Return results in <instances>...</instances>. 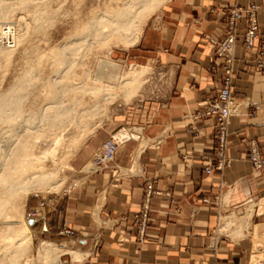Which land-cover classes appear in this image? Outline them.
Returning <instances> with one entry per match:
<instances>
[{"label":"crops","instance_id":"1","mask_svg":"<svg viewBox=\"0 0 264 264\" xmlns=\"http://www.w3.org/2000/svg\"><path fill=\"white\" fill-rule=\"evenodd\" d=\"M251 4L259 6V41L252 52L241 43L236 51L232 94L239 109L229 127L230 166L208 174L215 121L193 125L188 116L216 97L224 80L223 61L209 41L223 36L224 13ZM141 42L139 56L161 67V93L126 106L73 157L57 208L39 209L49 224L45 234L39 223V236L87 254L69 264H264V172L257 176L248 158L250 141L264 153V71L252 64L264 44V0H170L149 20ZM124 129L138 138L121 144L111 170H85ZM249 204V233L234 239L232 228L223 232V217L244 209L245 218ZM144 206L143 234L137 215Z\"/></svg>","mask_w":264,"mask_h":264},{"label":"rangeland","instance_id":"2","mask_svg":"<svg viewBox=\"0 0 264 264\" xmlns=\"http://www.w3.org/2000/svg\"><path fill=\"white\" fill-rule=\"evenodd\" d=\"M0 2L2 5L5 2L4 7L7 5L8 10L6 12V7L4 8L0 5V8L3 7L0 9L2 10L1 12L8 13L7 15L11 16H8L9 21L8 19L5 20L6 22L8 21L7 24L22 25L24 28L35 27L34 23L37 22L39 23L37 27L41 25V29L38 30L39 32L31 30L29 32L30 34H27L26 41L17 45L18 47L16 46L15 49L13 48L15 50L13 53L0 56V103H3L6 96L15 88L21 91L23 96L21 105H18L20 106L18 111H15L16 113L11 112L9 114L10 112H5V114L2 112L0 114V173H9L12 171V167L6 165L5 160L14 158L21 165L15 171L18 174V180L23 176L29 177L33 173L42 170L54 171L60 168L59 177L62 179L66 178L65 183L58 192L40 190L31 193L27 199L23 197L16 198L12 205L9 204L1 209L0 264H10L14 259L18 261V264H42L39 260V254L43 242L49 241V243H53L65 250L80 251L82 253L83 251L78 248L72 249L64 241L59 242L55 238L50 239L39 236V223L27 221V214L28 212L41 209L40 203L42 201L47 203V206L43 208L45 213L52 212L57 208L59 195H61L66 186L67 174L69 173L64 166L70 164L73 157L93 136L91 135L92 132H97L107 122L115 119L126 106L137 103L140 100L156 97L161 93L165 80L161 74V67L155 64V61H146L138 53L149 20L157 15L159 10L168 2L147 15L148 17L143 22V33L136 44L127 45L122 40H111L107 42L106 46L102 47L103 44L99 43L92 46L89 50L86 49V46H82L77 51L79 56L75 54L73 58L77 62L82 61L84 65L81 67L76 65L70 70L59 65V57H57L58 50L62 45L68 43L67 41L69 43L71 41L70 44L79 43L80 38L78 36H80L82 27L85 24L87 25L89 18L96 15L97 12H104L110 8H115L118 4L122 5L125 0H35V2L30 3L31 5L28 4L26 6L22 5L20 0H0ZM11 8H14V13L11 12ZM42 13L54 16L51 20L36 21V16ZM0 37H3V39L0 38L1 47L7 48L9 42L13 45L11 43L12 40H7L1 35ZM87 39L89 40V38ZM89 41L91 42V39ZM86 70L87 72H84ZM28 71H30L29 76L35 77V81L32 84L22 85L21 79L28 76L25 75ZM56 72L62 75L63 78ZM56 75L60 77L57 78ZM68 75H70V78ZM65 78L68 80L66 81ZM124 78V81L133 80V83L119 86L120 81ZM56 79L63 82L65 80L66 82L64 83L68 82L77 88V91L74 90L76 93L73 91L67 94L66 102L68 104L65 103V107L67 108H70L72 103L73 106L76 105L74 108L76 115H71L65 119L64 121L66 123L62 122L59 124L57 122L52 127H48V130L46 128L47 126L41 127L42 124H39V120L35 118H38L43 107L48 106V102L51 101V96L54 95L55 90L50 84ZM97 86L100 89L102 87L105 88L106 92L112 94L114 97L108 101L101 100L98 102V99L95 97L97 95L93 96L94 94L90 90L86 91L87 93L83 97L80 96L81 91L78 89L79 87L93 89L98 88ZM95 93L97 94V91ZM90 109H95L96 111ZM93 112L94 114H92ZM30 118L31 120H29ZM32 120L34 122H31ZM42 128L43 130H41ZM114 137L115 139L119 137L123 142L131 138H138L137 135L132 134L126 129L118 131ZM57 139L60 140V144L55 156L47 160L37 161L40 158H44L45 154L53 149ZM23 148L27 150V154L24 153L23 155ZM12 153H16L17 155ZM251 205L249 204L245 209L247 210ZM241 210L243 211L244 209H239L238 213L231 215L234 218V223L237 220L240 222L241 217L246 214V212L241 213ZM239 222L236 223L230 232L236 230ZM25 223L30 229L32 243H27L26 249L20 251V249H17L19 245H10L4 239V236L7 235V229L9 227H15ZM223 224L225 223L222 220L221 230L227 232L226 230L229 227L228 229H223ZM83 254L85 255L86 253ZM85 257L86 255L81 259H73L72 255L64 254L59 260L64 264H69L68 261L70 259L82 262Z\"/></svg>","mask_w":264,"mask_h":264},{"label":"bare ground","instance_id":"3","mask_svg":"<svg viewBox=\"0 0 264 264\" xmlns=\"http://www.w3.org/2000/svg\"><path fill=\"white\" fill-rule=\"evenodd\" d=\"M20 1L22 2V3L21 2L20 3L24 6L35 2V0H23V1L20 0ZM168 1L169 0H125V2L122 3V5L118 4L115 8H110L104 12H99V13L97 12V14L95 13L96 15H93L91 18H89V21H88L89 23H87V25L85 24L82 27V30L80 32V36H78L80 38V42L77 44L72 43L73 44L72 45V44H70L71 41H70V43H69V41H67L69 44L63 43L64 45H62V47L58 50V52H57L58 56L57 57H59V65L62 67L64 66L66 69H69V70L72 69L73 67H75L76 65H78L80 67L83 66L84 63L82 61L77 62L73 58V56L75 54L76 55L79 54V53L77 54V51L82 46H86V49L89 50V49H91L92 46L99 44V43L103 44L102 47L106 46L107 42H109L111 40H122V41H125V43L127 45L128 44L129 45L136 44L139 41V39L143 33L142 27H143L144 19H146V17H148L147 16L148 14H150L155 9L160 8L161 6H163ZM4 4H5V2H4ZM4 4L3 5L0 4V5H2L4 7ZM9 4H10V2H9ZM3 7H1V8H3ZM9 7H10V5H9ZM8 9H10V8H8ZM13 10H14V8H11V12H13ZM1 11L2 10H0V35L4 36L5 39H7V40H9V39H10V41L12 40L11 43L13 44V45H11L9 42L10 46H8L7 48L1 47L2 45L0 46V56H5V55H10L11 53H13L15 51L14 49L16 48L17 45H20L21 43L26 41L27 34L31 30L36 31V32L38 30H40L41 25L40 26L38 25L40 28L37 27V24H39L37 22V23H34L35 27L24 28L22 25L16 26L13 24H7V22L9 21L8 16L9 17H11V16L7 15L8 13L6 14V13L1 12ZM5 11L6 12L8 11L7 7H6ZM11 15H12V13H11ZM53 16L42 13L41 15H37L35 20L36 21L37 20L38 21L51 20L53 18ZM7 19H8V21L6 22L5 20H7ZM12 26H14V27H12ZM78 37H77V39H79ZM0 38L3 39V37H0ZM87 38H89V40L91 39V42ZM80 57H78V58H80ZM53 58H54V56H53ZM40 62H41V60H40ZM76 69H77V67H76ZM73 70H75V69H73ZM84 72H87V70ZM29 73H30V71H28L25 74L28 76H25L21 79L22 85H27L29 83L32 84L33 81H35V79H34L35 77L29 76ZM56 73H58V72H56ZM58 75H60V74L58 73ZM60 76H62V75H60ZM60 76L56 75L57 78ZM68 76L70 78V75H68ZM62 78H63V76H62ZM66 78H68V77H66ZM67 80L68 79H66V81ZM124 80H125V78L122 81H120L119 86H125L126 84L130 85L133 83L132 82L133 80L132 81H124ZM66 81L64 80V82H66ZM64 82L58 81V79L51 82L50 85L55 90V91L53 90L54 95L51 96V99H50L51 101L48 102V106L46 105V107H43L38 118H35V119L39 120V122L37 121L39 124H42L41 127L47 126L46 128L48 129V127L49 128L52 127L57 122H59V124L62 122L66 123L64 121L65 119H67L71 115H73V116L76 115L75 114L76 110L74 109L76 107V105L73 106V103H72V106L70 108H67V107H65V103L68 104V102H66L67 101V99H66L67 94H70L74 90L77 91V88L74 87L72 84H69L68 82L67 83H64ZM22 85H21V87H22ZM78 89L81 91V95H80L81 97H83L84 94L87 93L86 91L90 90L92 92V94H94L93 96L97 95L95 97L98 99V102H100L101 100L108 101L114 97L112 94L106 92V89L103 87H102V89H100V87L93 88V89H88L85 87H79ZM90 91H89V93H91ZM96 91H97V94L95 93ZM22 98H23L22 92L19 91L17 88L13 89L6 96V98L4 99V102L0 103V114L2 112L3 113L10 112L9 114H11V112H15V111L17 112L18 108L20 107L18 105L19 104L21 105ZM72 102H74V101H72ZM74 104H76V103H74ZM90 110H95V109H90ZM94 112L92 114H94ZM8 116H10V115H8ZM5 117H7V115H5ZM29 120H31V118ZM31 122H34V120H32ZM30 125H32V124L30 123ZM34 125L36 126V124H34ZM28 127H30V126H28ZM41 130H43V128ZM41 130H39V131H41ZM95 133H96V131L92 132L91 135H94ZM116 140L119 141L121 144L123 143V141H121L119 139V137L116 138ZM55 142L56 143L54 144L53 149L49 153L45 154L44 158H40L37 161L47 160V159L53 158L55 156L56 150L60 144V140L57 139ZM14 146H16V145H14ZM16 147H18V146H16ZM26 148H27V146H26ZM14 150H15V147H14ZM24 153H26V154L28 153L26 149L23 150V155H24ZM12 154H16V153H12ZM12 154H11V156H12ZM5 162H6V165L12 167L11 168L12 171L9 173H0V211L3 207H6L9 204L12 205L15 201L14 199H16V198L19 199V198L23 197L24 199H27L31 193H34V192H37L40 190H45L46 192H58L61 189V187L63 186V184L65 183L66 178L62 179L59 177V170L61 168L58 170H54V171L53 170L52 171L42 170V171H39L37 173H33L29 177L23 176L24 178L21 177L18 180V178H17L18 174L15 171H17V169L21 166L20 162L18 163L16 160H14V158H12V159L10 158L8 160H5ZM65 167L68 168L69 165L64 166V168ZM94 169H95L94 163H93V161H91L90 166H88L85 170H89V171L92 170L93 171ZM252 212H253V206H251L248 209L247 217L241 218L240 222L237 220V222H239V225H237L238 227L236 228V230H234L232 233H230L234 239L241 237V235L246 236L249 233V227L251 224ZM233 219L234 218L222 219L225 223V224H223V229H228V227H229V229L235 227L237 222L234 223ZM26 223L20 224V225L15 226V227H9L7 229V231H8L7 235L4 236V239H6L8 241V243H10V245H19V248H17V249L18 250L20 249V251L21 250L24 251L26 249L27 243H32V236L30 233V229ZM64 254L72 255L73 259H81L82 257L85 256L80 251L61 249L57 245H55L53 243H49V241H48V242H43L41 244L39 260L41 261L42 264H52V263L62 264L63 262H61L59 259ZM10 264H18V261L16 259H14V261L12 260Z\"/></svg>","mask_w":264,"mask_h":264},{"label":"built area","instance_id":"4","mask_svg":"<svg viewBox=\"0 0 264 264\" xmlns=\"http://www.w3.org/2000/svg\"><path fill=\"white\" fill-rule=\"evenodd\" d=\"M258 10V5L251 4L246 8L238 7L224 13L225 28L223 36L209 40L214 49L215 59H221L223 61L225 77L217 96L208 99L200 109L188 116L193 125L205 119L215 121L217 149L215 155L210 159V165L205 168L208 174H211L214 168L223 169L224 167L230 166V161L226 157V147L230 135L229 127L232 117L238 114L239 109L238 103L232 94L235 78L234 64L236 51L240 43L247 52H252L257 47L259 41ZM242 22L245 23L244 29L239 33V25ZM252 64L256 69L264 71V44L260 46L258 53L253 55ZM193 129L192 127L191 131ZM120 147L121 143L114 136L107 139L92 160L95 166L94 171L111 170V164L115 160ZM248 158L257 176L262 175L264 172V153H262L256 141H250L248 144ZM148 190L149 192L152 191L151 185L148 186ZM46 206L47 203L45 201L40 203L41 209ZM42 217L39 210L28 212L27 214L28 221L42 222L41 231L48 233V224ZM147 220L148 207L144 206L141 213L137 215V222L143 234ZM65 231H68L69 235L74 236V232L70 231L67 227L63 228L62 233H65Z\"/></svg>","mask_w":264,"mask_h":264}]
</instances>
